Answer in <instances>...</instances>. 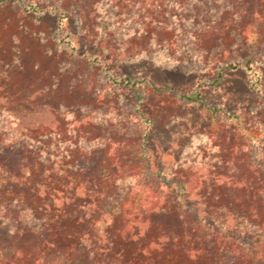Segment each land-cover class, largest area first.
Wrapping results in <instances>:
<instances>
[{
    "label": "rangeland",
    "instance_id": "rangeland-1",
    "mask_svg": "<svg viewBox=\"0 0 264 264\" xmlns=\"http://www.w3.org/2000/svg\"><path fill=\"white\" fill-rule=\"evenodd\" d=\"M0 150V264H247L264 0H0Z\"/></svg>",
    "mask_w": 264,
    "mask_h": 264
},
{
    "label": "trees",
    "instance_id": "trees-1",
    "mask_svg": "<svg viewBox=\"0 0 264 264\" xmlns=\"http://www.w3.org/2000/svg\"><path fill=\"white\" fill-rule=\"evenodd\" d=\"M30 9H32V11L34 12L39 11L38 7L35 4H30ZM68 43H71V41L69 40ZM130 81L131 78L127 77L126 80L122 79L117 82L125 84L126 86ZM20 146V143L17 144L14 142L10 147H8V151H6V153L11 157L14 153V148H19ZM32 152L34 154L36 153V151ZM2 153L3 151L0 150V157H2ZM23 155L24 154H21V156ZM6 166L7 167H5V165H0V182L3 181L6 184L18 183V185H22L24 187L31 183L30 179H32V177H34L35 175L34 173L39 170L35 165L32 168L28 167V165L23 164L22 160L19 162L17 167L13 168L9 163ZM60 170L64 171L63 168H61ZM40 171L41 174H46V172H49L50 174L52 172L51 169H44ZM251 187L254 197L257 196V198L264 199V167L263 175L259 179L255 180V183H253ZM254 226L255 231L253 235H251V238H247V228H249V226L235 228V234L237 235V237H235L237 238L238 242L241 245H248V247L245 249L246 251L244 250L240 257L245 258L247 264H264V219Z\"/></svg>",
    "mask_w": 264,
    "mask_h": 264
}]
</instances>
